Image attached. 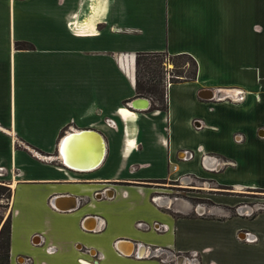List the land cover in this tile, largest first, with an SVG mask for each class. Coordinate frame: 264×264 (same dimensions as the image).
I'll return each instance as SVG.
<instances>
[{
  "label": "crops",
  "instance_id": "0c3cea01",
  "mask_svg": "<svg viewBox=\"0 0 264 264\" xmlns=\"http://www.w3.org/2000/svg\"><path fill=\"white\" fill-rule=\"evenodd\" d=\"M139 52L197 64L194 80L166 84V110L131 107ZM231 87L242 102L217 99ZM82 130L105 143L86 171L58 156L61 138ZM0 167L9 264H169L135 257L139 245L264 264V207L237 211L239 193L264 192V0H0ZM189 178L230 192L202 212L152 201L156 181Z\"/></svg>",
  "mask_w": 264,
  "mask_h": 264
},
{
  "label": "rangeland",
  "instance_id": "374dc122",
  "mask_svg": "<svg viewBox=\"0 0 264 264\" xmlns=\"http://www.w3.org/2000/svg\"><path fill=\"white\" fill-rule=\"evenodd\" d=\"M155 61L157 60L147 59L146 63L150 62L153 67L156 65V63L154 64ZM164 61L166 64L167 60L164 59ZM179 65L181 67L173 68L172 64L169 63L165 65V69L160 67V73L163 80H167V78L170 79L172 76H175V74H179L176 73L178 71L181 72V75L188 74L191 71V65L187 64L185 59L180 60ZM139 75L142 81H147L148 77H150V74L148 73L146 66H140ZM5 175L6 173H4V175L0 178H4ZM0 181H2L1 184L3 185H6L8 182L6 179H0ZM7 186L11 188V186ZM154 189L155 190L152 193V197L158 196L161 201L175 200L191 205L195 209H199V207H201L203 208V211H205V209H213L215 206L214 196L216 194L230 192L228 189L217 187L212 183H207L205 180L195 178H189L187 180H164L161 182H156L154 184ZM10 197L11 196L10 194L8 195L7 191H4V194L0 196V214L3 215V219L9 216L10 213ZM238 199L242 201L238 206H248L250 211H252L251 215L254 212H257L258 209L264 207V192L245 190L244 192L238 194Z\"/></svg>",
  "mask_w": 264,
  "mask_h": 264
},
{
  "label": "trees",
  "instance_id": "16d2710c",
  "mask_svg": "<svg viewBox=\"0 0 264 264\" xmlns=\"http://www.w3.org/2000/svg\"><path fill=\"white\" fill-rule=\"evenodd\" d=\"M16 47L18 49H31L32 45L27 42H16ZM147 59L157 60L155 66L152 67ZM164 59L167 63L165 64ZM185 59L186 63L191 65V71L188 74L181 75V72H176L169 79V82H180V81H190L194 80L197 74V64L195 60L188 54H177L168 55L166 53H137L135 57V92L137 97H145L150 100L149 110H166L165 102V87L166 82L163 80L160 67L166 68L165 65L171 63L173 68L181 67L179 65L180 60ZM146 66L150 77L147 81H142L140 79L139 70L140 66ZM158 180L156 182H161ZM11 188L0 183V196L4 194V191L8 192L11 196ZM9 197V196H8ZM9 243H10V218L7 216L3 223L0 225V264H9Z\"/></svg>",
  "mask_w": 264,
  "mask_h": 264
},
{
  "label": "built area",
  "instance_id": "2783aa9c",
  "mask_svg": "<svg viewBox=\"0 0 264 264\" xmlns=\"http://www.w3.org/2000/svg\"><path fill=\"white\" fill-rule=\"evenodd\" d=\"M166 84H168L169 79L167 78V80H165ZM246 96V92L244 89L240 88V87H231L228 88L224 91H222L220 97H218L217 99H223V100H227L230 101L232 103H240L245 99ZM148 99V98H147ZM149 100V99H148ZM150 101V100H149ZM110 123L113 124V121L110 120ZM37 159H39L40 161H52L54 160V158L51 155H44V154H40L37 155L36 154ZM192 157V153L191 152H184V157L183 158H191ZM175 168V166H173V169ZM4 173H6L5 168L4 167H0V177H2L4 175ZM8 185V184H7ZM157 198H159L158 196L156 197H152V201L156 204H158V200H156ZM51 202V199L49 200ZM239 208H237V211H239V213H243V211H241ZM246 213V212H245ZM136 226L138 228H142V229H152L154 231H161L163 229H166V226L163 224H158L157 222H154L152 224H147L144 221H138L136 223ZM250 241L255 240V238H247ZM119 246V242L116 243L115 247L118 248ZM50 249V248H48ZM133 255L137 258H141L143 256H159L160 259L162 261L168 262L169 264H199L197 257L191 253L189 254H167L166 250H162L161 248H150L149 246H147V248H145L143 245H139L137 247V250L133 253ZM31 259L26 257L24 258L23 263H30ZM94 264V263H92Z\"/></svg>",
  "mask_w": 264,
  "mask_h": 264
},
{
  "label": "bare ground",
  "instance_id": "6f19581e",
  "mask_svg": "<svg viewBox=\"0 0 264 264\" xmlns=\"http://www.w3.org/2000/svg\"><path fill=\"white\" fill-rule=\"evenodd\" d=\"M145 98V97H143ZM135 105L137 107H142L140 109H146L148 108L149 104L147 105L146 101H139L136 102ZM147 106V107H146ZM120 113L122 115H126L127 111L125 108H121ZM88 135H91L90 133H80L78 136L69 135L64 142L63 151L61 152L62 160L69 165L72 168H78V169H89L101 161L102 155H103V148L101 144L100 137L96 134L94 135L97 139V142H93V146L98 149V152L96 156L94 157H88L87 154L89 153V150L91 149V145L88 140ZM105 154V151H104ZM104 157V155H103ZM98 168V167H97ZM74 206V203L71 205V207Z\"/></svg>",
  "mask_w": 264,
  "mask_h": 264
},
{
  "label": "water",
  "instance_id": "95a60500",
  "mask_svg": "<svg viewBox=\"0 0 264 264\" xmlns=\"http://www.w3.org/2000/svg\"><path fill=\"white\" fill-rule=\"evenodd\" d=\"M139 101H146V102H147V105L149 104V100H148L147 98L136 97V98H134V99L131 101V107L136 108V109H140V108H142V107H137V106L135 105V103H136V102H139ZM146 107H147V106H146ZM80 133H90L91 135H95V133H93V132H89L88 130H82V131H79V132H72L71 134H66V135L63 136V137L61 138V140L59 141V145H58V156H59L60 158H62V156H61V152L63 151L64 142L66 141L67 137H68L69 135H74V134H75L76 136H78ZM96 135L100 137L101 144H102V148H103V155H104V151H105V143H104V140H103V138H102V136H101L100 134H97V133H96ZM103 155H102V158H103ZM101 161H102V159H101ZM101 161H100V162H101ZM100 162H99V163H100ZM97 165H98V164H97ZM97 165H96V166H97ZM96 166H94V167H92V168H89V169H78V168H74V169H76V170H80V171H86V170L93 169V168H95Z\"/></svg>",
  "mask_w": 264,
  "mask_h": 264
},
{
  "label": "flooded vegetation",
  "instance_id": "af4514ba",
  "mask_svg": "<svg viewBox=\"0 0 264 264\" xmlns=\"http://www.w3.org/2000/svg\"><path fill=\"white\" fill-rule=\"evenodd\" d=\"M171 181H176V180H171ZM170 186H172V185H170ZM156 200H158L159 202H161L160 198H157ZM242 207H240V210L243 211V212L249 210V208H247V207H243V208ZM199 209H200L201 212L203 211V208L199 207Z\"/></svg>",
  "mask_w": 264,
  "mask_h": 264
}]
</instances>
